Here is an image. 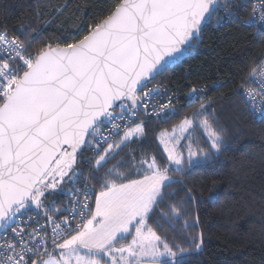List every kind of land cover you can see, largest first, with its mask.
Wrapping results in <instances>:
<instances>
[{"label": "snow or ice", "instance_id": "obj_1", "mask_svg": "<svg viewBox=\"0 0 264 264\" xmlns=\"http://www.w3.org/2000/svg\"><path fill=\"white\" fill-rule=\"evenodd\" d=\"M235 22L264 33V0H115L83 35L34 51L42 31L0 30V264H191L203 254L199 201L182 177L225 151L227 129L209 111L213 85L191 86L182 104L148 85L209 27ZM245 69L235 95L264 125V54ZM157 97L166 102L153 105ZM193 105L155 137L158 154L129 148L147 142L149 121ZM61 194L69 199L57 206ZM177 224L180 242L157 231Z\"/></svg>", "mask_w": 264, "mask_h": 264}, {"label": "trees", "instance_id": "obj_2", "mask_svg": "<svg viewBox=\"0 0 264 264\" xmlns=\"http://www.w3.org/2000/svg\"><path fill=\"white\" fill-rule=\"evenodd\" d=\"M114 2L0 0V29L6 27L8 34L14 36L19 34L17 30L21 25L42 31L41 39L30 49L34 51L47 42L55 46L57 38L68 32L83 35L87 25L106 15ZM65 3L66 9L54 12ZM53 18L55 23L49 25ZM263 50L264 33L254 27H244L239 22L226 23L219 30L209 27L203 35V43L195 47L188 58L155 79L176 91L181 104L191 86L213 85L207 88V98L212 100L209 111L215 110L220 126L227 129L225 151L215 162L194 168L182 177L196 190L200 228L206 239L203 254L194 256L191 264H264V125L252 121L234 92L236 84L246 74L245 65ZM197 106L183 108L168 123L149 121L146 124L147 142L142 147L133 143L129 148L158 154L160 149L155 137L162 130L171 131L173 125ZM199 132L196 129L193 136L203 143L204 138L198 136ZM121 156L106 167L112 168ZM66 196L61 194L57 205H61ZM180 227L181 224L176 225V232L167 226L157 231H167L169 237L180 242Z\"/></svg>", "mask_w": 264, "mask_h": 264}, {"label": "built area", "instance_id": "obj_3", "mask_svg": "<svg viewBox=\"0 0 264 264\" xmlns=\"http://www.w3.org/2000/svg\"><path fill=\"white\" fill-rule=\"evenodd\" d=\"M254 28H255V27H254ZM255 29H257V28H255ZM0 30H1V29H0ZM257 31H258V29H257ZM9 36H14V35L9 34ZM261 54H264V50L261 51V52L258 54L257 57H259ZM157 84L160 85V87H161V91H162V92H163L165 89H167L168 92H169L170 94H171V93H175L177 96H179L178 93H177L176 91L172 90V89L170 88V86H169L168 84H166L165 82H160V81L154 79V80H152V82H151L148 86H149V87H155ZM250 86H252V85H250ZM164 102H166V98H162V97H157V98H155V99L152 100V104H153V105H158V104H160V103H164ZM149 110H151V109H149ZM145 119H146L145 115H144L143 113H141L140 116H139V120H145ZM139 120H137L136 122H139ZM87 172H88V170H87V168H85L84 175H87ZM68 199H69V196L67 195L66 198L64 199V201H63L62 204L67 203V202H68ZM62 204H61V205H62ZM61 205H57V206H61ZM56 219L59 220L60 217H57ZM37 220L39 221L40 224H45V220H44L43 218L37 216ZM31 227H36V224H32Z\"/></svg>", "mask_w": 264, "mask_h": 264}, {"label": "rangeland", "instance_id": "obj_4", "mask_svg": "<svg viewBox=\"0 0 264 264\" xmlns=\"http://www.w3.org/2000/svg\"><path fill=\"white\" fill-rule=\"evenodd\" d=\"M172 131V130H171ZM171 131H169V132H171Z\"/></svg>", "mask_w": 264, "mask_h": 264}]
</instances>
